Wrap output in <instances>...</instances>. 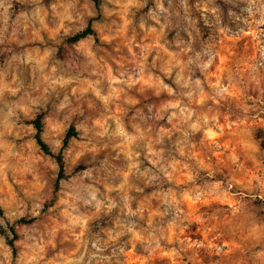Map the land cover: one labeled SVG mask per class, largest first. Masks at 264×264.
Wrapping results in <instances>:
<instances>
[{
    "label": "clouds",
    "instance_id": "1",
    "mask_svg": "<svg viewBox=\"0 0 264 264\" xmlns=\"http://www.w3.org/2000/svg\"><path fill=\"white\" fill-rule=\"evenodd\" d=\"M0 210V264H264V0H0Z\"/></svg>",
    "mask_w": 264,
    "mask_h": 264
},
{
    "label": "trees",
    "instance_id": "2",
    "mask_svg": "<svg viewBox=\"0 0 264 264\" xmlns=\"http://www.w3.org/2000/svg\"><path fill=\"white\" fill-rule=\"evenodd\" d=\"M37 127L38 129L42 132V124H40L39 122H37ZM37 140L38 142H40V146L45 150L47 151V146L45 144H43V142L39 141V135L37 136ZM62 164V162H61ZM18 223L20 224H25V223H30V221H27V220H20L18 221ZM0 234H3V229H0ZM9 243H11V241H9Z\"/></svg>",
    "mask_w": 264,
    "mask_h": 264
},
{
    "label": "rangeland",
    "instance_id": "3",
    "mask_svg": "<svg viewBox=\"0 0 264 264\" xmlns=\"http://www.w3.org/2000/svg\"><path fill=\"white\" fill-rule=\"evenodd\" d=\"M42 131H43V125H42ZM0 216H3V210H0ZM132 264H135V257H132ZM153 264H160V261L154 260Z\"/></svg>",
    "mask_w": 264,
    "mask_h": 264
}]
</instances>
